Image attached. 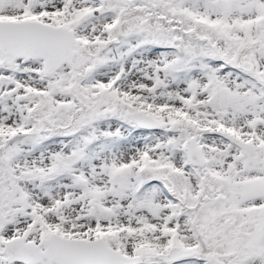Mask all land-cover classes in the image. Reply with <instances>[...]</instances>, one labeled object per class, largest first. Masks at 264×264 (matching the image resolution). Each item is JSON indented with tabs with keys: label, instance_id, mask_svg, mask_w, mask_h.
Masks as SVG:
<instances>
[{
	"label": "snow or ice",
	"instance_id": "1",
	"mask_svg": "<svg viewBox=\"0 0 264 264\" xmlns=\"http://www.w3.org/2000/svg\"><path fill=\"white\" fill-rule=\"evenodd\" d=\"M0 264H264V0H0Z\"/></svg>",
	"mask_w": 264,
	"mask_h": 264
}]
</instances>
